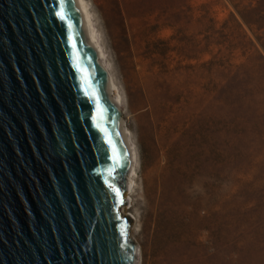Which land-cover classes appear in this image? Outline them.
Instances as JSON below:
<instances>
[{"label":"rangeland","instance_id":"374dc122","mask_svg":"<svg viewBox=\"0 0 264 264\" xmlns=\"http://www.w3.org/2000/svg\"><path fill=\"white\" fill-rule=\"evenodd\" d=\"M87 1L138 149L141 264H264V0Z\"/></svg>","mask_w":264,"mask_h":264},{"label":"water","instance_id":"95a60500","mask_svg":"<svg viewBox=\"0 0 264 264\" xmlns=\"http://www.w3.org/2000/svg\"><path fill=\"white\" fill-rule=\"evenodd\" d=\"M131 167L79 1L0 0V264H138Z\"/></svg>","mask_w":264,"mask_h":264},{"label":"bare ground","instance_id":"6f19581e","mask_svg":"<svg viewBox=\"0 0 264 264\" xmlns=\"http://www.w3.org/2000/svg\"><path fill=\"white\" fill-rule=\"evenodd\" d=\"M83 12H84V22L86 24V27L90 33L91 41L95 50V53L99 56L101 59V64L104 69V73L106 75V78L108 80L110 89H111V94L112 98L114 101H116V105L119 109L120 115H121V120H122V126H123V131L126 137V140L128 142L131 154H132V167H131V172L128 177V187H127V192L125 194V200L127 205L125 209H121L122 214L125 213L129 207H131L132 204V197L134 196L137 186H138V179H139V170H140V161H139V154H138V149L137 145L134 141L132 132L128 126L127 119L125 117V106L123 103V99L121 97V94L119 92V88L116 85V82L114 80V77L112 75L111 69H110V64L109 60L107 57V53L104 49L100 31L97 28L95 18L93 16L91 6L88 3L87 0H78ZM117 21V19H116ZM129 31V30H128ZM116 36L118 38L123 39L124 37V29L121 27L120 23H116ZM116 37V38H117ZM129 56L136 57L138 55V51L134 47V41L132 38V35H130L129 38ZM130 61V60H129ZM129 63V62H128ZM148 72V67L147 65H141V67L137 70L136 76L139 78V84L141 86H144L146 83L147 78H149V75L147 74ZM138 264H141V249L139 248V254H138Z\"/></svg>","mask_w":264,"mask_h":264},{"label":"snow or ice","instance_id":"6c2138e0","mask_svg":"<svg viewBox=\"0 0 264 264\" xmlns=\"http://www.w3.org/2000/svg\"><path fill=\"white\" fill-rule=\"evenodd\" d=\"M59 15H60V18H61V19H64V17H63V14H62V13H60Z\"/></svg>","mask_w":264,"mask_h":264}]
</instances>
